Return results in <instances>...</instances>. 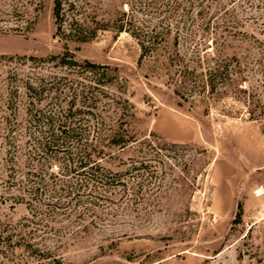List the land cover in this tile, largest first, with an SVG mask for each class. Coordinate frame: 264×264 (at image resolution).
<instances>
[{"label": "rangeland", "instance_id": "obj_1", "mask_svg": "<svg viewBox=\"0 0 264 264\" xmlns=\"http://www.w3.org/2000/svg\"><path fill=\"white\" fill-rule=\"evenodd\" d=\"M217 1L236 15L229 52L262 61L251 79L258 86L253 103L232 96L180 98L166 70L152 57L140 59L138 40L128 29L118 31L134 0H62L59 30L53 0H0V235L29 214L7 179L15 170L20 177L30 149L48 139L43 126L31 123L30 109L54 112L65 94L67 104L66 88L59 98L49 90L54 77L63 78L61 84L84 77L53 55L112 68L106 93L130 101L136 138L155 144L140 152L138 143H104L102 167L122 171L141 155L160 161L145 169V176L157 169L160 178L147 176L139 190L132 180V196L112 192L111 200L67 210L56 224L61 237L47 242L50 258L37 260L13 244L8 257L0 250V264H264V0ZM28 81L41 83L43 92L29 96ZM89 142L102 147L95 134ZM50 173L62 172L52 164L46 180ZM239 202L242 217L234 222Z\"/></svg>", "mask_w": 264, "mask_h": 264}, {"label": "trees", "instance_id": "obj_2", "mask_svg": "<svg viewBox=\"0 0 264 264\" xmlns=\"http://www.w3.org/2000/svg\"><path fill=\"white\" fill-rule=\"evenodd\" d=\"M131 7L129 18L119 24L118 31L128 29L138 40L140 59L152 57L166 70L180 98L186 100V94H201L206 100L232 96L246 102L252 98L250 102H254L258 86L251 85V79L261 71L258 67L262 61H245L240 53L229 52L237 35L233 29L236 15L232 8L214 0H134ZM52 15L59 30L63 20L62 0H53ZM51 58L64 68L81 72L84 77L64 84L60 83L63 78L54 77L48 81L49 90L54 91V98H59L60 88H66L70 94L67 104H62L68 96L65 94L54 112L30 109L31 123L43 126L48 139L45 146L30 149L20 177L15 175V170L7 179L17 186L18 199L26 203L29 214L0 235L2 257H8L7 250L15 244L26 248L37 260L50 258L52 252L47 242L61 237L56 224L69 215L67 210L71 212L81 204L90 207L99 201L111 200L112 192L132 196V180H136L139 190L147 176L160 178L157 169L145 176V169L154 166L153 160L158 164L160 161L144 155L118 172L105 169L100 163L107 153L104 143L118 148L138 143L140 152L147 149L146 145L150 146L148 149H155L151 140L136 138L130 101L109 97L106 93L114 70L108 65L76 60L71 55L57 54ZM24 86L29 96L43 92L41 83L34 85L28 81ZM76 101L80 104L76 105ZM253 116L249 114L250 118ZM91 134H95L96 144L102 147H90ZM52 164H58L62 173L60 176L50 173L46 180V171ZM242 210L239 202L234 222L241 220ZM53 259L58 262L56 257Z\"/></svg>", "mask_w": 264, "mask_h": 264}]
</instances>
